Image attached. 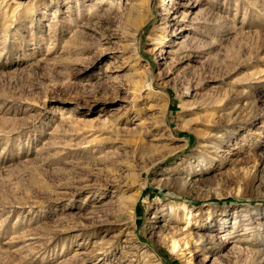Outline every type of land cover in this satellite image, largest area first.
Masks as SVG:
<instances>
[{
  "label": "rangeland",
  "instance_id": "obj_1",
  "mask_svg": "<svg viewBox=\"0 0 264 264\" xmlns=\"http://www.w3.org/2000/svg\"><path fill=\"white\" fill-rule=\"evenodd\" d=\"M180 2L0 0V264H254L264 0Z\"/></svg>",
  "mask_w": 264,
  "mask_h": 264
},
{
  "label": "bare ground",
  "instance_id": "obj_2",
  "mask_svg": "<svg viewBox=\"0 0 264 264\" xmlns=\"http://www.w3.org/2000/svg\"><path fill=\"white\" fill-rule=\"evenodd\" d=\"M181 2H180V6H182V7H190V5H191V2L190 3H188V5H186V4H183V3H185L187 0H180ZM194 2V1H193ZM196 2V1H195ZM193 3L192 5H195L196 3ZM198 2V1H197ZM175 14V13H174ZM169 17V16H168ZM166 18L165 19V24H166V26L167 27H169L170 25H172V23L174 22V26H177L178 25V23H179V21L177 20L178 18H176V17H174V18H172V17H169V18ZM184 18V17H183ZM188 28L187 27H183L181 30H179L180 31V33H183L184 31H186ZM175 35V34H174ZM125 130V129H124ZM127 130V129H126ZM224 138V136H221V138L220 139H217L216 141L218 142V144L216 145V147H217V149H219V148H221V146H222V144L225 142V140L223 139ZM180 183H176L175 185L176 186H181V187H183V188H185L186 187V185H187V182H185L183 179L182 180H180L179 181ZM170 185V183H168V182H166L165 183V186L166 187H168ZM175 186V187H176ZM139 201V196L135 199V202H138ZM129 206V205H128ZM130 209V208H129ZM131 210H134L133 212H134V214H133V216H135V208H134V205L132 206V208H131ZM221 221L222 222H226V220L225 219H221ZM210 224H212V223H210ZM134 234V233H133ZM192 235H190V237H191ZM195 239V238H194ZM194 239L192 240V241H194ZM202 244H203V242L205 241L204 239H202V238H199L198 239ZM179 247V245L177 244V242H174L173 243V246H172V249H173V251L176 249V248H178ZM251 252H252V263H254V264H259V263H262V262H264V242H263V244L262 245H260V246H256L255 248H252V250H251Z\"/></svg>",
  "mask_w": 264,
  "mask_h": 264
}]
</instances>
